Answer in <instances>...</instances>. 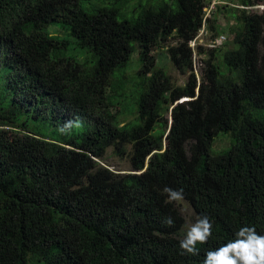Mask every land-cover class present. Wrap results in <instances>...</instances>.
Here are the masks:
<instances>
[{
	"label": "trees",
	"instance_id": "trees-1",
	"mask_svg": "<svg viewBox=\"0 0 264 264\" xmlns=\"http://www.w3.org/2000/svg\"><path fill=\"white\" fill-rule=\"evenodd\" d=\"M209 1L0 0V264H203L243 226L264 235V10L205 18ZM204 19L231 39L198 46V84L188 42ZM170 37L183 86L151 54ZM109 147L131 172L96 160ZM165 187L209 218L199 255L181 254Z\"/></svg>",
	"mask_w": 264,
	"mask_h": 264
},
{
	"label": "rangeland",
	"instance_id": "rangeland-1",
	"mask_svg": "<svg viewBox=\"0 0 264 264\" xmlns=\"http://www.w3.org/2000/svg\"><path fill=\"white\" fill-rule=\"evenodd\" d=\"M213 7H212V5ZM224 4H228V6H236L239 8H243L244 10L251 12V13H261L264 10V0L254 4L251 8L250 6H244L241 5L239 0H210L209 1V5L206 6L204 8V12H205V18H210L213 11L215 10V6L216 5H224ZM232 23V22H230ZM208 22H204L198 35H197V39L195 42V51L192 52V57H193V71L195 73L196 79H197V83H200L201 80V70H202V57H204V54L201 55L198 52V46H202L204 48H210V43L211 40L214 36L215 31L211 30L208 26ZM225 24V17H223V15H219V20L217 21V25L220 27V25H224ZM50 30L53 33H58L60 34V36L64 35V32L59 30L57 28L56 25H51L50 26ZM221 30V28H220ZM226 34V33H224ZM219 35H222V33ZM218 35V36H219ZM230 39H231V35L230 34H226ZM215 38V37H214ZM229 39V40H230ZM221 38L218 37V44L221 43ZM176 43V38L174 37H170L167 42L164 44V46L161 47H157L155 49H153L151 51V54L155 57V60L157 62V65L162 67L163 70L170 76L172 82L175 85L178 86H183L187 80V74H182L178 69H176V67L173 65V63L171 62V60L169 59V55H168V51H167V46H172ZM222 45V44H221ZM219 45V46H221ZM232 44L231 42H228L227 44H225L224 47H231ZM218 47V46H217ZM216 48V47H213ZM68 55L69 56H74L76 58H79L80 55H82V52L79 50V48L75 47V44L72 43L70 45V48L68 49ZM136 58H137V54L133 55V67H131V71H129V75L132 76L133 75V70L134 67L136 66ZM198 93V88H196V94ZM190 99L189 97H183L181 99H179L177 102H181V101H185ZM168 120L170 122V115L168 114ZM84 127V123L79 122L78 125H76L74 127V129L79 132L81 131V128ZM230 145V137L228 135H224L223 133L217 135L211 145V152H216V151H221L223 149L228 148ZM129 150V149H128ZM97 161L100 162L101 165L109 168L110 170L117 172V173H125V172H131L130 169V162H129V156L125 155L123 157H119L116 156L113 151L112 148L109 147L106 149L105 155L102 159H96ZM148 165V158L146 160L145 166L144 168H146V166ZM174 206L176 207V209L178 210V212L180 213V215L183 217L184 219V224L183 227L180 231V237H184L186 235V232L188 230V228L191 226V224L195 223V214L194 211L191 207V205L183 198L182 200L179 201H174Z\"/></svg>",
	"mask_w": 264,
	"mask_h": 264
},
{
	"label": "clouds",
	"instance_id": "clouds-1",
	"mask_svg": "<svg viewBox=\"0 0 264 264\" xmlns=\"http://www.w3.org/2000/svg\"><path fill=\"white\" fill-rule=\"evenodd\" d=\"M168 202L183 199V190L165 187ZM166 226H173L171 217L165 219ZM212 224L207 216L198 218L188 228L186 235L179 242L181 254L199 255L197 244H204L211 236ZM235 239L223 244L214 251L205 254L203 264H264V235L256 232L252 226H243L235 233Z\"/></svg>",
	"mask_w": 264,
	"mask_h": 264
},
{
	"label": "built area",
	"instance_id": "built-area-1",
	"mask_svg": "<svg viewBox=\"0 0 264 264\" xmlns=\"http://www.w3.org/2000/svg\"><path fill=\"white\" fill-rule=\"evenodd\" d=\"M211 5H212V3H211ZM214 5V4H213ZM213 5H212V7H213ZM250 6V8L253 6H251V5H249ZM204 22H205V19H204ZM200 31V30H199ZM199 33V32H198ZM198 33H197V35H198ZM197 35L192 39V40H190L189 42H188V45L190 46V48L192 49V52H194L195 51V42H196V37H197ZM218 37H220L222 40H221V43L220 44H218ZM227 39V35H225V34H222V35H219V36H216L215 38H212V40H211V43H210V48H213V47H217V46H219V45H221V44H223L224 42H225V40ZM193 56V55H192ZM192 70H193V57H192ZM193 73H194V71H193ZM195 74V73H194Z\"/></svg>",
	"mask_w": 264,
	"mask_h": 264
}]
</instances>
